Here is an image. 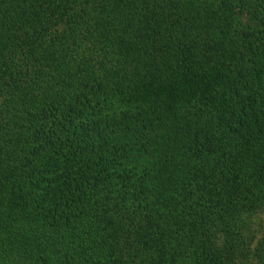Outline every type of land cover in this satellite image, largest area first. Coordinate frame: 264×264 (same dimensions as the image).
<instances>
[{
	"label": "trees",
	"instance_id": "trees-1",
	"mask_svg": "<svg viewBox=\"0 0 264 264\" xmlns=\"http://www.w3.org/2000/svg\"><path fill=\"white\" fill-rule=\"evenodd\" d=\"M252 262L264 0H0V264Z\"/></svg>",
	"mask_w": 264,
	"mask_h": 264
},
{
	"label": "rangeland",
	"instance_id": "rangeland-1",
	"mask_svg": "<svg viewBox=\"0 0 264 264\" xmlns=\"http://www.w3.org/2000/svg\"><path fill=\"white\" fill-rule=\"evenodd\" d=\"M243 16H245V13H242ZM251 264H257L256 262H252Z\"/></svg>",
	"mask_w": 264,
	"mask_h": 264
}]
</instances>
